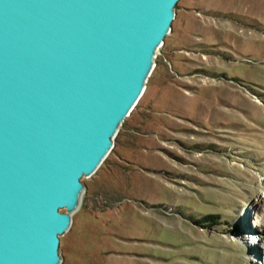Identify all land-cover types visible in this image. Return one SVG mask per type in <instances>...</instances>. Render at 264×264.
<instances>
[{
    "label": "rangeland",
    "instance_id": "obj_1",
    "mask_svg": "<svg viewBox=\"0 0 264 264\" xmlns=\"http://www.w3.org/2000/svg\"><path fill=\"white\" fill-rule=\"evenodd\" d=\"M155 62L61 264L264 263V0H180Z\"/></svg>",
    "mask_w": 264,
    "mask_h": 264
},
{
    "label": "water",
    "instance_id": "obj_2",
    "mask_svg": "<svg viewBox=\"0 0 264 264\" xmlns=\"http://www.w3.org/2000/svg\"><path fill=\"white\" fill-rule=\"evenodd\" d=\"M179 1L0 0V264H61Z\"/></svg>",
    "mask_w": 264,
    "mask_h": 264
},
{
    "label": "bare ground",
    "instance_id": "obj_3",
    "mask_svg": "<svg viewBox=\"0 0 264 264\" xmlns=\"http://www.w3.org/2000/svg\"><path fill=\"white\" fill-rule=\"evenodd\" d=\"M170 33H171V32H170ZM163 45H164V44H163ZM163 45H162V46H163ZM160 48H161V47H160ZM160 48H159V49H160ZM156 56H157V55H156ZM155 61H156V60H155ZM146 86H147V85H146ZM146 88H147V87H146ZM145 91H146V89H145ZM145 91L143 92V94L145 93ZM143 94L141 95V98H142ZM139 101H140V98H139ZM139 101H137V105H138ZM135 107H136V105L133 107V110L135 109ZM132 112H133V111H132ZM132 112H131V113H132ZM131 113H129V114L131 115ZM130 115H129V116H130ZM129 116H128V117H129ZM128 117H127V118H128ZM127 118H126V119H127ZM112 150H113V149H112ZM101 166H102V165H101ZM263 181H264V179H263ZM263 184H264V182H263ZM81 204H82V201H81ZM81 204H80V206L77 208V210L75 211V213L78 212V210H79L80 207H81ZM245 204L248 205V207L245 208V209H246V211L249 210V214H251V213H256V214H257L258 212L256 211V207L259 206V205H260V207H261V210L264 209V200H262V199L257 200V202H256L255 205H254V204H253V205H252V204H248V203H245ZM251 205H252V206H251ZM238 207H239L238 212H241V213H245V212H246V211L244 212V208H243L244 206L242 207L241 205H239ZM250 210H251V212H250ZM62 211H66V208H63ZM263 211H264V210H263ZM75 213H74V214H75ZM74 214H73V215H74ZM244 215H245L246 218L248 217V214L245 213ZM259 222L261 223V227L259 226V228H258L256 231L259 232V236H260V237H259V241H258V242L256 241V243H254V244L257 245V244L263 243V247H264V229H263V228H264V215L261 216V220H260ZM247 228H249V226H248V224H247L246 221H245V222H243L242 227L240 228V229H242L241 232L243 233V231H245L244 229H247ZM251 232H252V230H251ZM249 243H250V242H249ZM252 244H253V243H251V245H252ZM254 244H253V245H254ZM254 252H255V255H257V254L260 255V253H261V252H260L258 249H256V248L254 249ZM256 252H257V253H256ZM258 252H259V253H258ZM260 257H262V256H260ZM248 258H249V257H248ZM261 264H264V263L261 262Z\"/></svg>",
    "mask_w": 264,
    "mask_h": 264
}]
</instances>
